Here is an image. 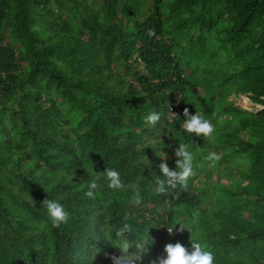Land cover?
Returning a JSON list of instances; mask_svg holds the SVG:
<instances>
[{
    "label": "trees",
    "instance_id": "16d2710c",
    "mask_svg": "<svg viewBox=\"0 0 264 264\" xmlns=\"http://www.w3.org/2000/svg\"><path fill=\"white\" fill-rule=\"evenodd\" d=\"M184 108L209 137L183 133ZM179 143L193 172L159 192L156 154L172 168ZM91 167L123 190L85 197ZM125 214L150 243L140 264L172 224L214 264H264V0H0V264H112Z\"/></svg>",
    "mask_w": 264,
    "mask_h": 264
},
{
    "label": "clouds",
    "instance_id": "9594fccd",
    "mask_svg": "<svg viewBox=\"0 0 264 264\" xmlns=\"http://www.w3.org/2000/svg\"><path fill=\"white\" fill-rule=\"evenodd\" d=\"M171 117L177 114L171 112ZM160 118V113L151 111L147 113L143 119L146 125L152 126ZM182 131L185 134H191L192 137H209L213 132V125L195 111L189 113L187 108L183 109ZM173 153L176 157L174 167L170 168L166 162L167 154L160 150L156 154L161 158V162L157 165L159 175L156 176L155 183L159 192L166 191L167 188L175 189L178 186L184 188L187 178L193 172V156L189 147L185 143H179ZM205 160L214 162L218 157L214 153H209L204 157ZM89 179L87 181L84 196L94 198L100 188V181L106 183L107 188L113 190H123L124 184L120 178L119 172L114 168H104L103 171L87 169ZM161 176L163 179H161ZM44 208L51 225L59 226L68 220L69 213L64 206L55 199L45 198L42 200ZM127 214L124 216V221L121 225L111 229L107 236V240L119 249V255L110 257L112 264H140L142 257L147 254L150 243L146 237L133 235L135 229L128 222ZM176 224V223H175ZM173 225L166 227L164 237H170L173 232ZM179 229H185L179 224ZM177 229V231H179ZM133 237V238H130ZM149 264H214V257L211 251L206 250L200 243L193 241L190 250L186 249L179 241L168 242L163 245L161 254L149 261Z\"/></svg>",
    "mask_w": 264,
    "mask_h": 264
},
{
    "label": "rangeland",
    "instance_id": "374dc122",
    "mask_svg": "<svg viewBox=\"0 0 264 264\" xmlns=\"http://www.w3.org/2000/svg\"><path fill=\"white\" fill-rule=\"evenodd\" d=\"M246 97L245 95H240V96H234L231 95L229 97V99L233 100V102L243 108H246L248 110H253L256 111L257 109L261 108L260 105L253 103L251 100H249V98ZM251 102L250 105H248ZM175 236H173V234H171L170 237H164V239H160L158 237H155L154 240L156 242L157 245L160 246V248H163V245L165 243L171 242L172 240H174Z\"/></svg>",
    "mask_w": 264,
    "mask_h": 264
},
{
    "label": "bare ground",
    "instance_id": "6f19581e",
    "mask_svg": "<svg viewBox=\"0 0 264 264\" xmlns=\"http://www.w3.org/2000/svg\"><path fill=\"white\" fill-rule=\"evenodd\" d=\"M248 99V98H247ZM251 104V102L248 104V105H250Z\"/></svg>",
    "mask_w": 264,
    "mask_h": 264
},
{
    "label": "built area",
    "instance_id": "2783aa9c",
    "mask_svg": "<svg viewBox=\"0 0 264 264\" xmlns=\"http://www.w3.org/2000/svg\"><path fill=\"white\" fill-rule=\"evenodd\" d=\"M238 96H240V95H238Z\"/></svg>",
    "mask_w": 264,
    "mask_h": 264
},
{
    "label": "water",
    "instance_id": "95a60500",
    "mask_svg": "<svg viewBox=\"0 0 264 264\" xmlns=\"http://www.w3.org/2000/svg\"><path fill=\"white\" fill-rule=\"evenodd\" d=\"M250 100V99H249ZM257 111V110H256Z\"/></svg>",
    "mask_w": 264,
    "mask_h": 264
}]
</instances>
